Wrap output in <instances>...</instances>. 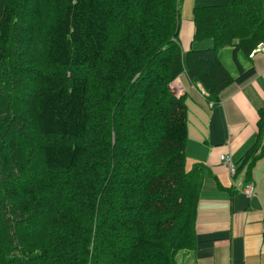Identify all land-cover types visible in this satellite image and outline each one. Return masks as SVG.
Returning <instances> with one entry per match:
<instances>
[{
  "label": "trees",
  "instance_id": "obj_1",
  "mask_svg": "<svg viewBox=\"0 0 264 264\" xmlns=\"http://www.w3.org/2000/svg\"><path fill=\"white\" fill-rule=\"evenodd\" d=\"M180 2L0 0V264H178L196 247L205 169L185 170L169 85L184 73L217 104L264 47V0H194L188 50ZM257 115L234 176L263 154Z\"/></svg>",
  "mask_w": 264,
  "mask_h": 264
},
{
  "label": "crops",
  "instance_id": "obj_2",
  "mask_svg": "<svg viewBox=\"0 0 264 264\" xmlns=\"http://www.w3.org/2000/svg\"><path fill=\"white\" fill-rule=\"evenodd\" d=\"M192 35L193 25L190 45ZM206 43L211 45L208 40L196 44ZM243 67L217 104L207 102L201 86L192 85L184 73L172 82L181 89L187 109L185 170L194 164L205 169L196 207V247L179 253L178 264H264V149L248 171L235 176L219 160L228 155L237 167L257 140V111L264 104V47L253 50Z\"/></svg>",
  "mask_w": 264,
  "mask_h": 264
},
{
  "label": "rangeland",
  "instance_id": "obj_3",
  "mask_svg": "<svg viewBox=\"0 0 264 264\" xmlns=\"http://www.w3.org/2000/svg\"><path fill=\"white\" fill-rule=\"evenodd\" d=\"M194 0H181L179 9V30L177 40L182 47H187L190 45V35L192 33V6ZM211 46L210 43L206 44H195L192 48L197 49L202 46ZM221 60L225 67L228 70L232 71L231 57H230V49H223L220 53ZM171 85V84H170ZM169 85V88H170Z\"/></svg>",
  "mask_w": 264,
  "mask_h": 264
},
{
  "label": "built area",
  "instance_id": "obj_4",
  "mask_svg": "<svg viewBox=\"0 0 264 264\" xmlns=\"http://www.w3.org/2000/svg\"><path fill=\"white\" fill-rule=\"evenodd\" d=\"M170 91L173 93L174 96L180 97L182 94L179 92L181 89L178 87H175V83H171L170 85ZM228 155H221L219 157L220 162L226 167L228 170L230 176H234L235 174V165L232 163L231 159ZM245 191L247 194L251 192V185L245 186ZM263 229H264V224H263Z\"/></svg>",
  "mask_w": 264,
  "mask_h": 264
},
{
  "label": "water",
  "instance_id": "obj_5",
  "mask_svg": "<svg viewBox=\"0 0 264 264\" xmlns=\"http://www.w3.org/2000/svg\"><path fill=\"white\" fill-rule=\"evenodd\" d=\"M170 89V88H169Z\"/></svg>",
  "mask_w": 264,
  "mask_h": 264
}]
</instances>
